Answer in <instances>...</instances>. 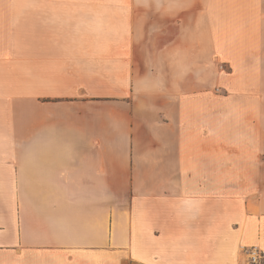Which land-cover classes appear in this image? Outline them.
<instances>
[{"label":"crops","instance_id":"0c3cea01","mask_svg":"<svg viewBox=\"0 0 264 264\" xmlns=\"http://www.w3.org/2000/svg\"><path fill=\"white\" fill-rule=\"evenodd\" d=\"M124 12H152L148 39ZM205 66L215 118L189 122ZM252 246L264 0H0V264H249Z\"/></svg>","mask_w":264,"mask_h":264},{"label":"rangeland","instance_id":"374dc122","mask_svg":"<svg viewBox=\"0 0 264 264\" xmlns=\"http://www.w3.org/2000/svg\"><path fill=\"white\" fill-rule=\"evenodd\" d=\"M124 18H126L127 23L125 24V30H131L129 29L130 24H132V21L134 22L135 28L136 29H140V31H137L138 34H140L141 36H147L146 39H148V32H143V26L141 24L142 23V18H145V16L150 15V17H153L152 12L148 13L147 12H124ZM93 17L98 16L99 19H101V17L106 16L108 17V19H118L116 18L117 16H119V13L117 12H92ZM162 12H155V18L162 20ZM140 16L139 18H136ZM92 17V18H93ZM140 20L139 22H137L136 20ZM128 26V27H127ZM108 27V26H107ZM109 28V27H108ZM111 35V34H110ZM162 34H158L156 36L153 37L154 42H156V45H161L162 44ZM78 40H82L83 38H80L79 36H77ZM104 38L102 37H97L96 34H93V40H103ZM143 53L148 56V51L149 49H143ZM161 49H156L155 51H158ZM154 59V58H153ZM152 61V60H151ZM149 66L151 68V70L153 71L154 77L152 78V80L147 81L145 83L144 86H142V88L147 86L151 89L154 88L156 89L155 91L159 90H163L165 87H169V84L173 85V82H166L163 78H162V68L163 65L158 63V58L154 59L152 62H149ZM213 67L211 66H205V68L203 69V74H201V79L193 81V80H187V82H185L186 84V91H187V97H185L186 100V107H187V112H186V117L188 119V121H194V119L196 117H202V119L205 120L206 122V118L207 120H211L212 118V110H215V77L213 76ZM177 85V89H179V87H182L184 85V83L182 82V84L180 85V82H176ZM183 89V87H182ZM130 99V98H127ZM157 100L159 98H156ZM212 109V110H211ZM212 113V114H211ZM213 118H215V114H213ZM204 124H211L209 123H204ZM200 133H202L205 137L208 135V129H206L205 127L203 129L200 130ZM253 181L254 180H259L260 178H252ZM238 180V178H237ZM254 185V184H252ZM243 253L245 254L249 264H264V253L261 252L260 250H258L256 247L252 246V247H244L243 248ZM251 252H255L256 255L258 256L256 260H251L249 253Z\"/></svg>","mask_w":264,"mask_h":264},{"label":"built area","instance_id":"2783aa9c","mask_svg":"<svg viewBox=\"0 0 264 264\" xmlns=\"http://www.w3.org/2000/svg\"><path fill=\"white\" fill-rule=\"evenodd\" d=\"M249 256H250V259L251 260H256L257 259V255H256V253L255 252H251V253H249Z\"/></svg>","mask_w":264,"mask_h":264}]
</instances>
